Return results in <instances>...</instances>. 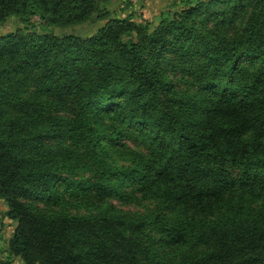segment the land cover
I'll list each match as a JSON object with an SVG mask.
<instances>
[{
	"label": "trees",
	"instance_id": "obj_1",
	"mask_svg": "<svg viewBox=\"0 0 264 264\" xmlns=\"http://www.w3.org/2000/svg\"><path fill=\"white\" fill-rule=\"evenodd\" d=\"M112 1L0 0L8 258L264 264V0Z\"/></svg>",
	"mask_w": 264,
	"mask_h": 264
},
{
	"label": "rangeland",
	"instance_id": "obj_2",
	"mask_svg": "<svg viewBox=\"0 0 264 264\" xmlns=\"http://www.w3.org/2000/svg\"><path fill=\"white\" fill-rule=\"evenodd\" d=\"M199 0H126L125 2L121 0H113L111 4L107 7L111 15L118 18H123L129 14L132 15V20L135 23L148 22L150 27L157 25L161 17L171 16L174 12L180 11L188 3H193ZM201 1V0H200ZM32 25L37 33L44 32L41 26L38 24L37 18H32ZM99 23H90L83 27V32L86 34L91 33L95 28H97ZM21 25L15 20H9L0 27V36L7 35L15 31ZM52 31V30H51ZM74 33L79 31L73 30ZM53 34L67 33V31H52ZM2 202V201H1ZM3 206L7 208L6 204ZM123 210L135 211L138 207L133 206H120ZM3 211L0 210V226H2L3 219H8ZM9 220V219H8ZM14 227H16V222L10 220ZM6 225L3 226V229ZM6 231V230H5ZM3 234V233H2Z\"/></svg>",
	"mask_w": 264,
	"mask_h": 264
},
{
	"label": "crops",
	"instance_id": "obj_3",
	"mask_svg": "<svg viewBox=\"0 0 264 264\" xmlns=\"http://www.w3.org/2000/svg\"><path fill=\"white\" fill-rule=\"evenodd\" d=\"M0 210L3 211L4 213H6L7 211V208L3 206L1 201H0ZM1 225L2 226H0V264H21V260L19 258L10 259L8 258L7 255L8 240L12 235L13 230L15 229L13 223L5 218L3 219ZM4 225H6V227L3 229Z\"/></svg>",
	"mask_w": 264,
	"mask_h": 264
}]
</instances>
